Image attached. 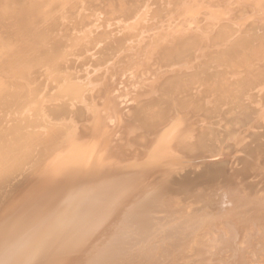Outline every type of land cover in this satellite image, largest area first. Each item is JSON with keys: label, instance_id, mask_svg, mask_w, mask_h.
<instances>
[{"label": "bare ground", "instance_id": "obj_1", "mask_svg": "<svg viewBox=\"0 0 264 264\" xmlns=\"http://www.w3.org/2000/svg\"><path fill=\"white\" fill-rule=\"evenodd\" d=\"M74 50L98 68L79 84L62 74ZM40 70L66 85L53 92L85 101L83 118L45 106ZM256 88L264 0H3L0 264H174L183 252L200 264H264ZM20 107L32 118L11 115ZM164 164L185 173L161 182Z\"/></svg>", "mask_w": 264, "mask_h": 264}, {"label": "rangeland", "instance_id": "obj_2", "mask_svg": "<svg viewBox=\"0 0 264 264\" xmlns=\"http://www.w3.org/2000/svg\"><path fill=\"white\" fill-rule=\"evenodd\" d=\"M1 1L3 2V0H0V4H2ZM6 1H8V0H6ZM9 1H10V0H9ZM5 3H6V2H5ZM49 4H50V3H48V5H49ZM51 5H52V4H51ZM51 5H50V6H51ZM51 15H52V16H51ZM54 15L56 16V15H57V12L54 11V12L50 13L49 16L52 18V17H54ZM8 24L11 25V22H10V23H7V25H8ZM12 24H13V27H14V23H13V22H12ZM8 27H9V26H8ZM10 27H11V29H13V28H12V25H11ZM10 27H9V28H10ZM11 29H10V31H12ZM14 29H15V27H14ZM12 32H13V31H12ZM115 32H116V31H115ZM14 33L16 34L17 32L14 31L13 34H14ZM117 33L119 34V32H117ZM117 33H116V34H117ZM120 33H121V32H120ZM15 34H14V36H16ZM62 35H63L62 33H61L60 35H59V34H57V35L54 34V38L57 37V38L59 39V40L57 39V41H62V40H63ZM61 37H62V39H60ZM55 40H56V39H55ZM74 53H76V54H74ZM93 53H94V52H93ZM77 54L80 55L81 57L78 56ZM73 55H74V56L71 55V57H69L66 61H63V62H62V65H61V66H62V69H63V70H62V74H63V72L68 71V69L70 68V69H69L70 71H68V72H70V74H68V72H67V74H68V76H69V78H70V79H69L70 81H69V80H67V82L64 81V82L69 83V84H71V82H72V83L77 82V79H78V78H79L78 81H80V80L82 81V79L88 78V77L90 76V75H88V74H93L92 72L96 71L95 69L97 68V67H96V66H97L96 63L94 62L95 59H93V55H92V54H90V55L87 54V55H88V57H87V56H85L86 54L77 53L76 50H74V51H73ZM76 56H78L79 59H81V58H82V59H81V60H78V58H76ZM82 56H83V57H82ZM73 57H74V58H73ZM84 58H85V59H84ZM69 59H70V60H69ZM87 59H88V60H87ZM85 60H86V61H85ZM77 61H79V62L77 63ZM65 62H67V63H65ZM92 62H93V63H92ZM76 63H77V64H76ZM65 64H66V65H65ZM83 64H84L85 66H84ZM89 64H90V66L92 65L91 68H90ZM66 66H67L68 68H67ZM76 66H77V67H76ZM79 67H80V68H79ZM84 67L86 68V71H87V69H88L91 73H89L88 71H87L88 73L85 72V68H84ZM88 67H89V68H88ZM66 68H67V69H66ZM78 68L80 69V71H79ZM64 69H65V71H64ZM82 69H83V70H82ZM91 69H92V70H91ZM97 69H98V68H97ZM42 70H43V69H42ZM72 70H76V71H74V73H73V72H71ZM44 71H45V70H43V72H44ZM83 71H84V72H83ZM37 72H38V73H37ZM43 72H41V70H40V71H35V74H34L35 76H33V78H34V82H35V83L33 84V86H34V85H38L39 87L41 86V88H40L41 90H46L44 87L42 88V86H45L46 88H47V86H48L47 91H44L45 94H50V92L52 91V93H51L52 95L50 94V97H51V98H50V97L47 98V102L45 103V106H47L48 108H51V107H52L51 105H56V104H59V105H60V103L62 102L61 104L63 105V108H64V109L66 110V112L68 113V116L71 115V114H70L71 112H72V114L75 112V117H76V118H78V117H79V118H83V117H84L83 114L85 115L86 111H83V108H82L83 106H82L81 103H85L84 99H83L84 102H80V99H81V98L79 99V98L77 97V98H78V101H74V100H75L74 98H76V96H71V95H69L68 91H64V90H63L64 94H62V92H61V94H59V93H57V92L54 91V92L56 93V94H55L56 96L54 97V95H53V93H54L53 90H56V89H57V91L61 90V88H62V86H63V83L60 82L62 85L59 83V84H60V86H59L58 83L56 84V83H54V82L52 83L51 81H48L47 76H45V75H44L45 73H43ZM76 72H77V73H76ZM78 72H80V73H78ZM39 73H41V74H39ZM74 74H75V77H74ZM78 74H79V76H78ZM82 74H83V75H82ZM85 74L88 75V76H86ZM38 75H39V76H38ZM43 75H44L45 77H44ZM72 75H73V76H72ZM76 76H77V77H76ZM80 76H81V77H80ZM85 76H86V77H85ZM42 77H43V78H42ZM82 77H83V78H82ZM41 78H42V80H41ZM73 78H74V80L77 78L75 82H73V81H74ZM81 78H82V79H81ZM46 79H47V80H46ZM71 79H72L73 81H72ZM36 80H40L41 82L39 81L38 83H36ZM46 81L49 82V83H46ZM39 83H40V84H39ZM77 83L79 84V82H77ZM77 83H75V84H77ZM47 84H48V85H47ZM64 84H65V83H64ZM46 85H47V86H46ZM57 85H58V86H57ZM67 85H68V84H67ZM73 85H74V84H73ZM80 85H83V83L81 82ZM56 86H57V87H56ZM64 86H66V85H64ZM64 86H63V87H64ZM59 87H61V88H59ZM51 88H52V90H51ZM54 88H55V89H54ZM48 89H49V90H48ZM58 89H59V90H58ZM72 89H73V88H72ZM258 89H259V88H256L257 92H255L256 90L253 89V92H252V90H251L250 93H249L250 96H253V97H254V98H253V101H254V102H255L254 99H257V100H258V101L256 100V102H257V105H256V104H255L256 102H255L254 104H252L253 101H252V99H251V104L254 105V106H253L254 108L257 106L256 108L264 110V107H263V106L260 107L261 105H264V101H262V100H264V96H263V99H262V98L259 96L260 93H258V92L264 93V88H263V89L260 88V90H258ZM254 90H255V91H254ZM261 90H262V91H261ZM42 92H43V91H42ZM48 92H49V93H48ZM254 92H255V93H254ZM66 93H67V94H66ZM57 94H59V95H57ZM252 94H253V95H252ZM60 95H62V97H61ZM67 95H68V96H67ZM257 95H258V96H257ZM46 96H47V95H46ZM48 96H49V95H48ZM48 96H47V97H48ZM52 96H53V97H52ZM66 97H67V98H66ZM69 97H70V98H69ZM73 97H74V98H73ZM256 97H257V98H256ZM258 97L260 98V102H259V98H258ZM65 98L67 99L66 101H65ZM77 98H76V99H77ZM82 98H83V97H82ZM61 99H62V101H61ZM68 99L72 100V102H71V101H68ZM59 100H60V101H59ZM81 100H82V99H81ZM57 101H58V103H57ZM64 101H65V102H64ZM67 101H68V102H67ZM51 102H52V103H51ZM63 102H64V103H63ZM66 102H67V103H66ZM69 102H70V104H69ZM73 102H76V103L74 104ZM78 102L80 103L81 106L78 105V104H79ZM71 103H72V104H71ZM262 103H263V104H262ZM67 104H68V105H67ZM76 104H77V105H76ZM71 105H72V106H71ZM73 105H74V107H73ZM75 105H76V106H79V107H78V108H77V107L75 108ZM255 105H256V106H255ZM259 105H260V106H259ZM49 106H50V107H49ZM64 106H65V107H64ZM67 106H69V107H67ZM70 106H71L72 109H73V108H75V109H79V111H78V110H73V111H71ZM258 106H259V107H258ZM17 109H18V108H14L15 111H13V109H12V111H13L14 113L12 112L11 115L14 114V117L17 115V111H18L19 115H21V112L23 111V110L21 109V107H20L18 110H17ZM20 110H21V111H20ZM262 110H260V111H261V112H264V111H262ZM23 112L25 113L26 111H23ZM78 112H81V113H78ZM84 112H85V113H84ZM24 113H23V115H24ZM258 113H260V112H258ZM258 113H257V115H258ZM15 114H16V115H15ZM69 114H70V115H69ZM260 114H261V113H260ZM19 115L16 116L17 119H18V116H19ZM23 115H22V116H23ZM81 115H82V116H81ZM22 116H19V119H20V117H21V119H22V118L28 119V118H30L31 113H28V114H27V112H26V114H25L23 117H22ZM25 116H26V117H25ZM34 116H35V115H34ZM34 116H33V119H34ZM16 117H15V118H16ZM9 118H10V117H9ZM31 118H32V116H31ZM50 119H51V118H50ZM56 119H57V118H54L53 120L55 121ZM255 119H256V118H255ZM8 120H9V119H8ZM53 120H52V121H53ZM58 120H59V119H57L56 121L58 122ZM10 121H11V119H10ZM13 121L17 122L16 120H13ZM19 121H20V120H19ZM19 121H18V122H19ZM4 122H5V121H4ZM65 122L70 123L67 119H66ZM65 122H64V120L62 121V120L60 119V120H59V123H55V124H57V125H61V126H63L64 128H68L70 125H71L70 127H73L72 124H69V125L67 124V125H68V126H67ZM5 123H6V122H5ZM8 123H9V122H7V124H5V125H6V126L9 125ZM13 123H14V122H13ZM60 123H64V124H60ZM71 123H72V122H71ZM252 123H253V124H252ZM10 124H11V122H10ZM31 124H32V122H31ZM76 124H80V122L77 123V121H76ZM251 124H252V126H254V127H252V128H254V130H260V125H259L258 123L256 124V121H255V120H254L253 122H251ZM251 124H250V125H251ZM5 125L3 124V128H6V129H7L8 126L6 127ZM74 125H75V124H74ZM34 126H35L34 129L36 128L37 130H36V129H35V130H36V131H39V132H36V131L33 132V131H32L33 126L30 127L31 129L29 128L30 131H32V133H36V134L40 135L39 133L42 131V129H41L42 127L40 126V124H38V125L35 124ZM65 126H66V127H65ZM75 126H76V125H75ZM39 127H41V128H39ZM252 128H251V129H252ZM38 129H41V130H38ZM27 130H28V129H27ZM246 130H247V129H246ZM252 130H253V129H252ZM136 132H137V131H136ZM244 132H245V131H244ZM137 134H138V132H137ZM245 134H247V131L245 132ZM243 135H244V134H243ZM43 152H44V151H42L41 153H38V154L34 157V162L32 163V165H31V162H30V163L28 162V163H26V164L24 163V164H22L23 166L21 165L22 173H24V174H22V176L19 177V178L17 179V181H15V182H18V180H19V182H18V184H19V183L21 182L20 180H24V179H26V177H27L28 175H30L31 171L34 169L33 164H35L36 162H37V163L39 162V160H38L37 158H39V156H41V154H43ZM37 156H38V157H37ZM40 158H41V157H40ZM40 158H39V159H40ZM189 161H190V160H188V162H189ZM198 162H199V161H198ZM198 162H197V163H198ZM37 163H36V164H37ZM173 164H176V163H173ZM173 164H166V165L164 164V165H161V166L163 167V170H164V171H163V174H165V176H164L162 173H160V171L162 170V167L160 166L161 169L158 167V170L160 169V171L157 170L156 173L159 172L161 175H163V176L160 177L161 182H162V181L164 180V178L166 177V178L170 179L168 182L172 181V183L174 184L175 181H177L178 179H180L181 175H183V172L185 173V170H182V168H183V166H184L183 169H185L186 164L181 165V167H179V168H178V166H180V165H178V166L175 168V166H174V167L172 166ZM190 164H191V163L187 164V167H189L188 165H190ZM193 164H194V163H193ZM195 164H196V162H195ZM167 165H168V166H167ZM166 167H167V168H166ZM27 168H28V169H27ZM31 168H33V169H31ZM165 168H166L167 170H166ZM170 168H171L172 170H170ZM177 168H178V169H177ZM176 169H177V170H176ZM179 169H181V171H180ZM165 170L168 171L169 175H167L168 173H166ZM174 170H175V172L173 173V174H174V175H173L172 172H173ZM23 171H26V172H23ZM170 171H171V172H170ZM177 171H179L180 173L177 172ZM182 171H183V172H182ZM164 172H165V173H164ZM26 173H28L27 176H26ZM178 173H179V175L181 174L180 177H179ZM160 174H157V175H156L157 178H156L155 182H157V183H161L160 180H159V177H158V175H160ZM166 175H167V176H166ZM172 175H173V176H172ZM175 175H176L177 177H176ZM168 176H169V177H168ZM170 176H171V177H170ZM174 176H175V178H173ZM162 178H163V180H162ZM172 178H173V179H172ZM157 180H159V181H157ZM157 183H156V184H157ZM172 183L170 182L169 184L172 185ZM14 186H15V185H14ZM14 186H13V189H15V187H16V186H15V187H14ZM238 186H239V185H238ZM238 186H237V188L239 189ZM242 186H243V185H242ZM244 187H245V184H244ZM237 188H236V186H235V189H237ZM238 189H237V190H238ZM11 190H12V189H9L7 192H10ZM258 190H259V189H258ZM170 194H171V195H170ZM6 196H7V195H6ZM166 196H167V195H166ZM166 196H165V197H166ZM173 196H175V195H173V193H169L168 196H167L166 198H167V199H170L169 197L172 198ZM155 221H157V220L155 219ZM160 232H161V231H159V233H160ZM156 235H157V234H156ZM163 245H168V244H167V243H166V244L164 243ZM139 247H140V248H139ZM143 247H144V243H143L141 246L139 245V246L137 247V249L140 250V249L143 248ZM165 247L168 248V246H165ZM165 247H163V249H164ZM146 249H147V246H145L142 250H144V252H145ZM149 249L151 250V247H150V246H148V252H149ZM137 251H138V250H137ZM187 251L190 252V250H187ZM187 251H185V252L187 253ZM146 252H147V251H146ZM183 253H184V252H183ZM183 253L180 255L179 258L175 259L176 261H174V264H179V263H181V264H182V263H183V264H186V263H188L187 260H189V261L192 260L191 263L194 264V263H197L196 261H197L198 259H199V261H198L197 264H200V262H201V261H200V258H201V257H200L199 255L196 254V256H198V259H197V257H195L194 254H193V256H194V257H193V256H191L190 253H187V254L184 253V255H183ZM188 254H189V255H188ZM187 255H188V256H187ZM191 257H192V259H190ZM199 257H200V258H199ZM184 258H187V259L185 260ZM193 260H194V261L196 260V261L194 262ZM201 260H202V259H201ZM191 263H190V264H191ZM188 264H189V263H188Z\"/></svg>", "mask_w": 264, "mask_h": 264}]
</instances>
